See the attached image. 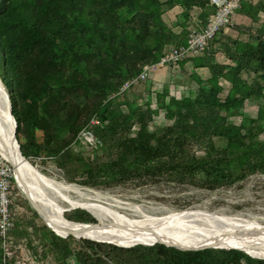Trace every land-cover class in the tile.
<instances>
[{"label":"trees","instance_id":"trees-1","mask_svg":"<svg viewBox=\"0 0 264 264\" xmlns=\"http://www.w3.org/2000/svg\"><path fill=\"white\" fill-rule=\"evenodd\" d=\"M208 2L0 0V81L16 124V141L19 126L24 123L41 130L46 138L53 128L58 129L66 133L64 142L68 144L94 115L97 124L92 128V136L96 143L100 142L95 149H108L110 158L91 166L81 154H72L69 150L60 156L63 160L73 157L75 162L84 163L90 184L119 182L142 174L152 177L163 174L177 183L195 179L199 174V180L217 184L242 179L255 171L264 173V143L248 141L239 133L240 127L229 120L230 116L242 112L245 100L262 96L264 18L247 50L233 58L236 74L224 97L217 96V73L222 66L211 59L214 50L210 49L197 57L196 64L209 65L211 75L205 80L194 78L195 94L188 96L186 92L187 97H168L166 109H173L166 114L170 120L168 125L147 128L153 107L149 106L150 102L145 101L143 108L132 116L113 108L109 98L125 80L137 75L144 64L157 61L174 38L180 35L182 39L175 42L184 43L185 25L195 21L203 24L213 11ZM173 6L181 9L175 17L180 27L178 34L162 18V12ZM192 9L198 10L195 16L190 13ZM241 71L246 74L255 71L257 80L253 78L246 84ZM46 76L59 85H45ZM145 82H149L148 77ZM78 93L91 98L88 113L81 120L76 114L62 113L69 99L78 97ZM18 147L26 157L19 142ZM60 147H52L48 152L54 155ZM78 147L83 151L80 144ZM199 150L203 155L197 164ZM126 238L129 237L122 236L114 242L133 246L122 248L82 240L85 245L106 250L108 262L95 254L88 256L79 251L73 253V259L76 264H230V261L264 264V259L233 249L207 248L196 252L157 243L138 244ZM203 240L197 241H202L201 246L192 248L229 247ZM117 256L126 261L119 262Z\"/></svg>","mask_w":264,"mask_h":264},{"label":"rangeland","instance_id":"rangeland-1","mask_svg":"<svg viewBox=\"0 0 264 264\" xmlns=\"http://www.w3.org/2000/svg\"><path fill=\"white\" fill-rule=\"evenodd\" d=\"M175 10L171 8V10L162 12V18L169 28L179 25L177 20L174 22ZM191 12H193L191 13L192 16L197 14L196 9H192ZM263 18L264 0L244 1L235 12L231 26L215 35L212 41L213 47L216 48L214 50H217L220 53L219 55L224 57L222 62L212 59L222 66L217 73L218 97H224L231 87L232 78L236 74V59L233 58L247 50L251 39L255 36V30ZM185 27L184 36L189 26L185 25ZM176 30L179 29L176 28ZM163 68H166V66ZM247 68H250V65ZM240 74L246 84L253 78L257 80L255 71H251L249 74L241 71ZM183 83L173 87V84L170 83H154L148 86V83L140 82L121 93L109 94V98L112 101L113 108L131 115L136 114L140 108L142 109L145 101L150 102L149 106L153 107L150 112L151 119L146 123L147 128L156 125H168L170 120L166 117V114L173 110L166 109L169 101L168 97H187L185 96L186 92H188V96H192L191 93L195 94L196 84L189 87V85ZM44 84L52 87L59 85L50 76L44 78ZM182 84L186 86L182 87ZM90 99V97L85 98L78 93V97L69 99L62 113L64 115L76 114L78 120H81L88 113ZM229 120L240 127L239 133L245 135L248 141L264 143V88L262 89V96L245 100L242 112L230 116ZM134 126L132 124V127ZM65 134L53 128L49 138H46L41 130L21 123L17 134V144L18 142L21 144L26 155L24 158L38 172L56 183L72 188L68 191L59 186L43 188L41 198L44 204L48 206H59L60 203L64 205L63 202L69 199L79 202L76 206L61 211L62 217L69 222L94 223L96 221L95 224L97 225L118 223L125 227L132 226L140 229L142 227L141 230L145 231V234H140V238L123 231H117L110 237L119 234L118 237L129 235L131 237L126 239H134L144 245L162 244L158 243L160 241L152 239V233H154L152 230L156 228L161 219L171 217V212L175 211L194 210L195 216L200 221L195 222L196 226L197 224L201 226L210 225L211 227L220 228L229 227L228 229L239 227L238 230L246 236L254 225H264V173L260 171L250 173L239 180L221 181L217 184L199 180V174L195 175V179L189 178L179 183L171 181L169 177L163 174L154 177L150 174H142L119 182L90 184L88 183V172L85 170L86 165L79 161L75 162L76 159L73 157L65 160L60 159L61 154L65 150L71 151L72 154H81L87 160H84V162H89L93 166L107 161L111 156V152L108 149H95L96 145H100V142L95 143L92 148L81 151L78 147L79 143L76 141V134L68 144L64 142ZM181 138L184 139L185 136ZM57 146L61 147L54 155L48 152L52 147ZM202 155L203 151H196L197 164L201 163ZM60 161L63 163L59 164ZM10 169L12 171L10 162L0 157V185L5 186L6 198L4 214L9 221V225L5 229V238L3 240L0 238V264H76L73 259L75 251L88 256L95 254L103 261L108 262L106 250L82 243V240L89 239L79 238L82 236H73V234H77L73 231L52 227L58 233L72 234L71 236L60 237L44 225L31 206L33 204L38 209V201L33 197H29L25 187L17 180H13L10 176ZM27 199L31 200V204ZM81 204L99 209L98 211L103 219H98L89 211L94 218ZM180 223L183 222L179 221L177 224ZM200 239L210 241V239L203 236H200L197 241ZM213 241L224 243L220 240ZM93 242L114 245L107 242ZM237 247L243 248L241 246ZM229 249L241 251L234 248ZM243 249L250 252H264V249L259 251ZM116 258L119 262L126 261L121 256ZM232 263L230 261V264Z\"/></svg>","mask_w":264,"mask_h":264},{"label":"bare ground","instance_id":"bare-ground-1","mask_svg":"<svg viewBox=\"0 0 264 264\" xmlns=\"http://www.w3.org/2000/svg\"><path fill=\"white\" fill-rule=\"evenodd\" d=\"M6 109H7L6 99L3 92L0 89V157L10 162L12 166V171L10 169V176L13 178V180L14 181L17 180L18 183H20L25 187V190L27 191V195L29 197H33L38 201L39 208L37 209L36 206L30 203L31 200L29 201L27 199L28 202L33 207V209L35 210V212L37 213V215L41 218L42 222L50 230H52L54 233L60 236H65V234L58 233L56 230L52 228V227H60L61 230L71 231V232L73 231L74 233L82 234V235L73 234L75 236H82L89 238L92 237L93 239L108 240L110 242H114L120 238V237L117 238L120 234L110 237L117 231H123L127 234H131L136 237L141 236L140 234H145V231L141 230L142 227L141 229L139 227L135 228L132 226L125 227L118 223L117 224L104 223L103 225H97L90 223L69 222L62 217L61 211L63 209H70L73 206L79 204V202L75 200L69 199L66 200L65 202L62 201L64 205L60 203L59 206L58 205L48 206L47 204L45 205L41 199L43 188H47L50 186L53 187L59 186V187H63L66 191L72 190V188L54 182L53 180L49 179L48 177L38 172L37 169L33 167L27 160H23L22 158L15 156V153L10 148L12 142L11 124L8 121L9 119L7 117ZM81 206H83L84 209H87L88 212L90 211L98 219L101 220L103 219L98 211L99 209L97 210L94 207H89L86 204L84 205L81 204ZM171 214H172L171 217L161 219L160 222L157 223L156 228L152 230L154 231V233H152V239L155 241H160L158 243H162L177 248L185 247L191 249H201V248H192L191 246L194 245L201 246L199 243H201L202 241L197 242V239L200 236H203L210 239V241L212 242L230 246V247H217V246H209V247L223 248V249L234 248V249H239L251 256L264 257V255H261L264 254V252L260 254H252L246 250L237 247V246H241L243 248L252 251L254 250L259 251L260 249H264V225H258V224L254 225L249 230V232H247L248 235L246 236L238 230L239 227L238 228L232 227L228 229L229 227L220 228V227H211L210 225L201 226L197 224L196 226L195 222H200V221H198L197 217L195 216V211L191 209L184 211H175V212H171ZM179 221H182L183 223L177 224ZM122 236L131 237L129 235H122ZM213 240H220L223 241L224 243ZM138 244H143V243H138ZM125 246L130 247L133 245H125ZM205 247L208 246H202V248Z\"/></svg>","mask_w":264,"mask_h":264},{"label":"built area","instance_id":"built-area-1","mask_svg":"<svg viewBox=\"0 0 264 264\" xmlns=\"http://www.w3.org/2000/svg\"><path fill=\"white\" fill-rule=\"evenodd\" d=\"M244 1L247 0H209L208 4L213 7V11L207 16L205 22L203 24H198L197 21L193 22L188 28L184 43L167 46L157 61L144 64L137 75L125 80L119 86L117 93H121L140 82H145L148 74L158 68L176 67L179 62L190 57L204 56L211 49L210 42L215 35L231 26L235 12ZM96 124L97 118L92 115L86 125L76 134V141L82 150L92 148L95 145L96 141L92 136V128ZM5 205V186L0 185V238L2 240L5 238V229L9 225L4 214Z\"/></svg>","mask_w":264,"mask_h":264},{"label":"crops","instance_id":"crops-1","mask_svg":"<svg viewBox=\"0 0 264 264\" xmlns=\"http://www.w3.org/2000/svg\"><path fill=\"white\" fill-rule=\"evenodd\" d=\"M172 9L173 10L176 9L173 16L175 22L176 20L175 17L180 13L181 9L178 6H173ZM168 10H171V8ZM197 12L198 10L196 9V13ZM176 28H178L179 30H176ZM171 30L175 34H178L180 32V27L176 25L172 27ZM179 39L182 38H174L173 43L167 46L175 45ZM211 49L214 50L216 48H214L213 45H211ZM213 52L214 54L212 55L211 59H217L216 61H220V62L224 60V57L219 55L220 53H218L217 50L216 51L214 50ZM198 60L199 58L197 57H193V58L190 57L188 59L179 62L176 67L158 68L154 72L148 74L147 76L149 79L148 83L150 84L170 83L173 84L172 85L173 87L174 86L177 87L180 83L184 82L185 84L189 85V87H192V85L195 84L194 78L205 80L211 75V70L209 68V65H203V66L197 65L196 63L198 62ZM183 84L182 87H185L186 85L183 86Z\"/></svg>","mask_w":264,"mask_h":264},{"label":"water","instance_id":"water-1","mask_svg":"<svg viewBox=\"0 0 264 264\" xmlns=\"http://www.w3.org/2000/svg\"><path fill=\"white\" fill-rule=\"evenodd\" d=\"M0 89L1 91L3 92L4 96H5V99H6V107H7V117H8V121L9 123L11 124V145H10V148L11 150L15 153V156L19 157V158H22L23 160H26L21 154H20V151H19V147H18V144H17V141H16V138H15V127H16V124H15V121L13 119V116L11 115V112H10V105H9V100H8V95L0 81ZM81 239H89V240H92V241H99V242H107V243H112L116 246H119V247H122V248H129L128 246H125V245H121V244H117V243H114V242H110L108 240H100V239H93V238H88V237H79ZM165 245V244H163ZM165 246H168V245H165ZM138 247H141V246H138ZM173 247V246H172ZM176 249H179V250H190V251H202L204 249H207V248H215V247H205V248H201V249H190V248H177V247H174ZM217 249H223V248H217ZM248 255V254H247ZM250 257H254V258H260V259H264V257H257V256H251V255H248Z\"/></svg>","mask_w":264,"mask_h":264}]
</instances>
